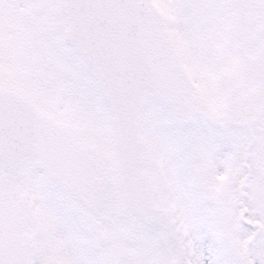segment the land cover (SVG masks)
Instances as JSON below:
<instances>
[{"label":"snow or ice","instance_id":"obj_1","mask_svg":"<svg viewBox=\"0 0 264 264\" xmlns=\"http://www.w3.org/2000/svg\"><path fill=\"white\" fill-rule=\"evenodd\" d=\"M0 264H264V0H0Z\"/></svg>","mask_w":264,"mask_h":264}]
</instances>
